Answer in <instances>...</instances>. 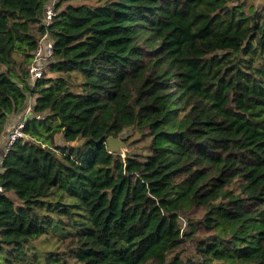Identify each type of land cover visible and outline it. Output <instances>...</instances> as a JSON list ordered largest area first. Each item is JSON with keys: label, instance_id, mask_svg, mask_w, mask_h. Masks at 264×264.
Masks as SVG:
<instances>
[{"label": "trees", "instance_id": "16d2710c", "mask_svg": "<svg viewBox=\"0 0 264 264\" xmlns=\"http://www.w3.org/2000/svg\"><path fill=\"white\" fill-rule=\"evenodd\" d=\"M0 140V264H264V0H0Z\"/></svg>", "mask_w": 264, "mask_h": 264}, {"label": "built area", "instance_id": "2783aa9c", "mask_svg": "<svg viewBox=\"0 0 264 264\" xmlns=\"http://www.w3.org/2000/svg\"><path fill=\"white\" fill-rule=\"evenodd\" d=\"M54 14L52 5H47L45 8V22L49 23L52 19V16ZM53 53V43L52 40L47 41H40L38 44L36 51L34 53V58L30 65L28 66V72L32 79L38 78L42 76L43 68H44V62L48 60ZM29 109V107L26 109V111ZM23 121L17 120L12 126L11 130L8 134V139L5 146V151L14 143V141L20 137H22L23 134ZM1 190V187H0Z\"/></svg>", "mask_w": 264, "mask_h": 264}, {"label": "water", "instance_id": "95a60500", "mask_svg": "<svg viewBox=\"0 0 264 264\" xmlns=\"http://www.w3.org/2000/svg\"><path fill=\"white\" fill-rule=\"evenodd\" d=\"M106 142L111 152H121L122 150L124 152L126 148L124 142L119 137L108 136Z\"/></svg>", "mask_w": 264, "mask_h": 264}, {"label": "rangeland", "instance_id": "374dc122", "mask_svg": "<svg viewBox=\"0 0 264 264\" xmlns=\"http://www.w3.org/2000/svg\"><path fill=\"white\" fill-rule=\"evenodd\" d=\"M248 1H250V0H248ZM258 6L259 5H261L262 4V2H263V0H253ZM125 147H126V145H125ZM126 149V148H125ZM121 152H123V150L121 151Z\"/></svg>", "mask_w": 264, "mask_h": 264}, {"label": "crops", "instance_id": "0c3cea01", "mask_svg": "<svg viewBox=\"0 0 264 264\" xmlns=\"http://www.w3.org/2000/svg\"><path fill=\"white\" fill-rule=\"evenodd\" d=\"M0 142L2 143V141L0 140ZM1 143H0V146H1Z\"/></svg>", "mask_w": 264, "mask_h": 264}]
</instances>
